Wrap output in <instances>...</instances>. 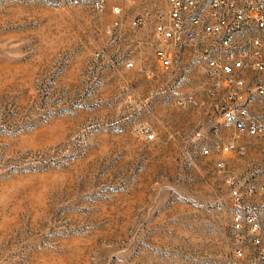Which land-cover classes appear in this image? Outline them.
I'll list each match as a JSON object with an SVG mask.
<instances>
[{
  "label": "rangeland",
  "instance_id": "374dc122",
  "mask_svg": "<svg viewBox=\"0 0 264 264\" xmlns=\"http://www.w3.org/2000/svg\"><path fill=\"white\" fill-rule=\"evenodd\" d=\"M94 1L0 0V264H243L226 180L264 182V134L197 104L198 56L159 67L167 0Z\"/></svg>",
  "mask_w": 264,
  "mask_h": 264
},
{
  "label": "built area",
  "instance_id": "2783aa9c",
  "mask_svg": "<svg viewBox=\"0 0 264 264\" xmlns=\"http://www.w3.org/2000/svg\"><path fill=\"white\" fill-rule=\"evenodd\" d=\"M94 7L102 10L103 0H95ZM111 10L119 12V6ZM154 37L162 70L184 71L192 56L203 60L206 99L198 105L217 111L218 122L237 135L264 134V119L250 109L253 97L264 98V0H167L166 9L157 14ZM177 102L184 105L186 100ZM140 132L145 140L153 139L149 130ZM217 148L221 153L238 151L234 140ZM201 152L209 154L210 147L203 146ZM216 166L225 171L222 159ZM226 181L231 187L234 254L243 264H264V182L255 171L228 175Z\"/></svg>",
  "mask_w": 264,
  "mask_h": 264
},
{
  "label": "crops",
  "instance_id": "0c3cea01",
  "mask_svg": "<svg viewBox=\"0 0 264 264\" xmlns=\"http://www.w3.org/2000/svg\"><path fill=\"white\" fill-rule=\"evenodd\" d=\"M264 99V98H262ZM264 100L259 99L258 97H253V99L251 100L250 103V109L251 111H257V112H261L262 109H264V107L261 106V102ZM259 171H264V166H262V168H258ZM257 201L259 202V200H253V203H257ZM253 203H250L251 205ZM254 205V204H253Z\"/></svg>",
  "mask_w": 264,
  "mask_h": 264
}]
</instances>
